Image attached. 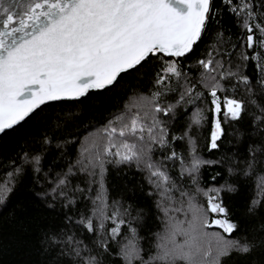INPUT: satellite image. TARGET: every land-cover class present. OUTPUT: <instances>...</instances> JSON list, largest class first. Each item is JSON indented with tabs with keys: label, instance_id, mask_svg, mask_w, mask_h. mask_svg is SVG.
<instances>
[{
	"label": "snow or ice",
	"instance_id": "snow-or-ice-1",
	"mask_svg": "<svg viewBox=\"0 0 264 264\" xmlns=\"http://www.w3.org/2000/svg\"><path fill=\"white\" fill-rule=\"evenodd\" d=\"M133 74L144 87L75 134L66 166L44 170L47 132L38 150L10 159L0 204L28 172L46 206L59 204L61 222L41 241L50 264H224L233 254L264 264V0H0V133ZM74 115L58 113L53 131ZM202 137L217 159L201 154ZM214 165L227 175L206 184L202 169ZM109 166L134 169L150 207L113 197ZM241 182L257 223L233 238L225 197Z\"/></svg>",
	"mask_w": 264,
	"mask_h": 264
},
{
	"label": "trees",
	"instance_id": "trees-1",
	"mask_svg": "<svg viewBox=\"0 0 264 264\" xmlns=\"http://www.w3.org/2000/svg\"><path fill=\"white\" fill-rule=\"evenodd\" d=\"M225 24L230 21L225 18ZM146 77H137L136 74L125 77L110 91H99L90 93L87 99L82 98V103L73 107L69 104H56L43 108L37 115L33 116L27 123L8 130L0 135V179L5 173V165L10 159H15L23 151H35L40 148L39 138L44 133L53 137V143L43 153V167L47 171L51 166L58 171L66 166L70 159H75L79 145L75 143L76 133H84L94 127L104 124L105 119L122 107L131 87H144ZM69 108L75 114L72 121L61 131H53V121L58 113L67 111ZM182 123V122H181ZM179 128V125H177ZM62 133H72L64 136ZM206 134V133H205ZM67 138L73 142L63 143ZM60 147H57V143ZM206 141L201 138V154L207 159H217L218 152L209 153L205 147ZM19 162V160H17ZM219 172L216 183H223L227 173L225 166L214 165L202 169L204 182L211 183L209 176ZM80 180H74L78 183ZM140 176L135 170L126 168L113 169L109 166L107 185L113 197L124 196L131 198L132 202L139 206H149L150 201L145 196L146 186L141 190ZM132 189L133 191H130ZM43 186L33 181L31 172H28L14 187L8 199L0 204V264H50L51 257L45 253L41 241L44 231L61 222V210L59 204L55 208L46 206L40 193ZM250 184L241 182L240 191L229 197L225 202L233 213V219L239 228L232 233L233 238H240L250 234L257 220L248 217L244 211L247 197L251 194ZM83 209V204H78ZM148 227L155 230L159 225L154 215L146 219ZM142 235L144 232L142 231ZM259 259V253L254 254ZM248 259L233 254L225 258L224 264H248Z\"/></svg>",
	"mask_w": 264,
	"mask_h": 264
},
{
	"label": "water",
	"instance_id": "water-1",
	"mask_svg": "<svg viewBox=\"0 0 264 264\" xmlns=\"http://www.w3.org/2000/svg\"><path fill=\"white\" fill-rule=\"evenodd\" d=\"M6 131H8V130H6ZM3 133H0V135H2Z\"/></svg>",
	"mask_w": 264,
	"mask_h": 264
}]
</instances>
